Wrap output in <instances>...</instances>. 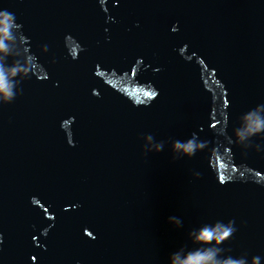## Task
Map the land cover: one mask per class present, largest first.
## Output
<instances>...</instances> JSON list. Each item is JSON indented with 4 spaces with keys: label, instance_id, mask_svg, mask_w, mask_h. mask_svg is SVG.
<instances>
[{
    "label": "water",
    "instance_id": "water-1",
    "mask_svg": "<svg viewBox=\"0 0 264 264\" xmlns=\"http://www.w3.org/2000/svg\"><path fill=\"white\" fill-rule=\"evenodd\" d=\"M0 10L20 25L0 54L18 68L0 99V264H169L230 220L221 258L264 264V133L234 136L264 115V0Z\"/></svg>",
    "mask_w": 264,
    "mask_h": 264
},
{
    "label": "clouds",
    "instance_id": "clouds-1",
    "mask_svg": "<svg viewBox=\"0 0 264 264\" xmlns=\"http://www.w3.org/2000/svg\"><path fill=\"white\" fill-rule=\"evenodd\" d=\"M13 27H19L15 22V18L7 11L0 10V54L7 55L9 48L6 41L12 39ZM18 71V68L13 65L5 68L0 64V99L11 102L14 98L12 91L13 85L10 81V77H14ZM261 106L257 109L251 110L246 113L242 118V125L240 128L234 130V136L239 143L248 139L251 136H257L264 133V115L260 114ZM150 140L151 137H148ZM200 142L196 139H188L184 141H173L172 151L173 153H179V156L192 157L195 155ZM163 148V143L156 144L155 151L159 152ZM257 151H260L259 146ZM198 176L199 173H196ZM169 222L176 227H181L182 222L177 217H169ZM235 231L233 227V221L227 223L216 222L214 225H205L199 229H194L188 233L189 238L193 242L205 245V247L197 248L194 251H189L182 254L181 252H173L169 256V264H246L244 259H235L231 256H220V245L223 241L227 240ZM214 242V243H213ZM255 261L256 258L253 257Z\"/></svg>",
    "mask_w": 264,
    "mask_h": 264
}]
</instances>
